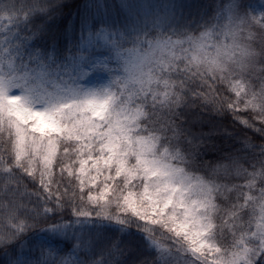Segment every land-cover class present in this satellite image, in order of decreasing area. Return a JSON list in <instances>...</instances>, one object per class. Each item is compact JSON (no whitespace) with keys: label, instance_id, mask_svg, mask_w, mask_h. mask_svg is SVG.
<instances>
[{"label":"snow or ice","instance_id":"obj_1","mask_svg":"<svg viewBox=\"0 0 264 264\" xmlns=\"http://www.w3.org/2000/svg\"><path fill=\"white\" fill-rule=\"evenodd\" d=\"M0 264H264V0H0Z\"/></svg>","mask_w":264,"mask_h":264},{"label":"trees","instance_id":"obj_2","mask_svg":"<svg viewBox=\"0 0 264 264\" xmlns=\"http://www.w3.org/2000/svg\"><path fill=\"white\" fill-rule=\"evenodd\" d=\"M78 2H79V0H69V3H70V4H73V5H74L75 3H78Z\"/></svg>","mask_w":264,"mask_h":264}]
</instances>
